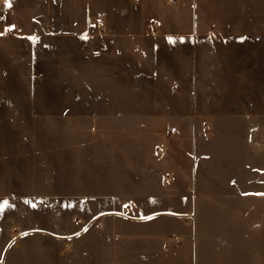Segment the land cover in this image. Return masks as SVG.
<instances>
[{
	"label": "crops",
	"instance_id": "0c3cea01",
	"mask_svg": "<svg viewBox=\"0 0 264 264\" xmlns=\"http://www.w3.org/2000/svg\"><path fill=\"white\" fill-rule=\"evenodd\" d=\"M149 1H136L146 14L122 13L118 30L96 19L95 25L101 22L96 30L84 21L78 32L57 33L43 31V23L16 0H0V264L236 263L219 255L218 241L198 237L197 197L204 194L202 184L214 181L181 176L170 183L167 175L140 176L139 168L166 169L167 160L141 165L138 158H108L109 151L137 153L139 145L93 143L109 130L117 136L152 134L167 119L186 117L182 108L179 116H170L166 99L160 107L151 97L105 91L112 80H139L135 70L150 82L131 87L156 86L151 82L158 77L171 88L167 61L158 58L161 47L173 38L214 34L197 16L191 26L186 19L178 26L179 20L167 16V5L163 14L151 15L145 8ZM23 23L40 25L39 30L26 31ZM75 41L83 46L75 47ZM52 70L66 73L59 76L66 86L99 88L98 95L5 92L12 71L35 87L41 79L36 73ZM8 135L17 142L8 144ZM175 183L186 186H171Z\"/></svg>",
	"mask_w": 264,
	"mask_h": 264
},
{
	"label": "rangeland",
	"instance_id": "374dc122",
	"mask_svg": "<svg viewBox=\"0 0 264 264\" xmlns=\"http://www.w3.org/2000/svg\"><path fill=\"white\" fill-rule=\"evenodd\" d=\"M16 1L17 5L27 7L32 18L43 23V31L57 33L78 32L84 21L93 22L91 27L96 30V19H106L118 30L122 13L128 17L147 13V9L141 12L137 0ZM154 5L150 0L149 7H145L151 9V15L163 14V5H167V16L179 20L178 26L184 25V19L191 26V20L197 16L204 21L201 26L210 27L214 34L173 38L161 47L158 58L167 61L171 88L163 87L164 82L158 77L151 79L156 86L131 87L150 82L143 71L135 70L133 75H138L139 80H112L105 91L120 96L151 97L161 103L160 107L166 99L170 116H179L177 111L182 108L186 109V117L167 119L162 127L154 126L152 134L117 136L109 130L108 136L93 137V143L139 145L137 153L109 151L108 158H138L141 165H147L144 163L148 159L167 160L166 169L139 168L140 176L167 175L170 183L181 176H201L214 181L202 184L204 194L197 197L198 215L194 219L198 220L199 239L218 241L219 255L229 257L230 261L234 257L235 264H264V0H155ZM71 21L76 25L73 29ZM22 25L32 32L40 26ZM75 44L83 46L81 41ZM30 48L34 49L33 44ZM163 50L167 52L163 54ZM36 74L41 79L31 87V82L12 71L6 94L53 97L99 93V88H83L79 80L75 88L66 86L63 78L59 80L60 75H66L61 71ZM96 83L93 79L92 84ZM165 126L176 127L178 132L166 135ZM12 136H6L8 144L17 142ZM179 198L173 196L184 204V199ZM244 258H250V263Z\"/></svg>",
	"mask_w": 264,
	"mask_h": 264
},
{
	"label": "built area",
	"instance_id": "2783aa9c",
	"mask_svg": "<svg viewBox=\"0 0 264 264\" xmlns=\"http://www.w3.org/2000/svg\"><path fill=\"white\" fill-rule=\"evenodd\" d=\"M96 27H98V28L101 27V22L100 21L96 22ZM165 131H166L167 134H174V133H176V128L166 127Z\"/></svg>",
	"mask_w": 264,
	"mask_h": 264
},
{
	"label": "snow or ice",
	"instance_id": "6c2138e0",
	"mask_svg": "<svg viewBox=\"0 0 264 264\" xmlns=\"http://www.w3.org/2000/svg\"><path fill=\"white\" fill-rule=\"evenodd\" d=\"M7 202H5V204H6ZM34 206V205H33Z\"/></svg>",
	"mask_w": 264,
	"mask_h": 264
}]
</instances>
